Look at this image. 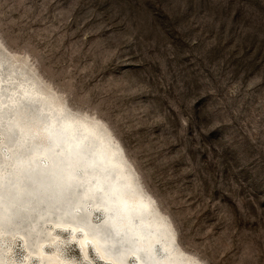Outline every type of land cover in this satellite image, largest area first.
I'll use <instances>...</instances> for the list:
<instances>
[{"label": "rangeland", "instance_id": "obj_1", "mask_svg": "<svg viewBox=\"0 0 264 264\" xmlns=\"http://www.w3.org/2000/svg\"><path fill=\"white\" fill-rule=\"evenodd\" d=\"M0 40L72 108L109 124L184 249L204 264H264V0H0ZM73 198L35 218L43 239L56 212L81 209ZM81 201L110 232L98 204ZM7 232L0 255L37 264L36 245ZM59 234L63 255L87 264Z\"/></svg>", "mask_w": 264, "mask_h": 264}, {"label": "bare ground", "instance_id": "obj_2", "mask_svg": "<svg viewBox=\"0 0 264 264\" xmlns=\"http://www.w3.org/2000/svg\"><path fill=\"white\" fill-rule=\"evenodd\" d=\"M0 46L3 52L0 55V143L6 148L0 149V232H19L26 250L36 245L37 264H75L76 261L62 253L60 231L69 234L87 264H93L92 249L106 264H129L131 261L134 264H204L202 259L182 247L172 219L144 187L109 124L99 116L72 108L42 80L27 60L18 61L6 52L1 40ZM20 63L26 66L21 69ZM23 99L36 104L17 108V103ZM70 125H74L73 130L66 132ZM12 133H17L15 140ZM87 133H93L97 143H91L84 158L68 172V178L76 181V171H83L77 176L85 188L79 200L73 187L76 183L69 186L57 174L64 170L62 167L69 159L73 144L87 137ZM102 144L107 147L105 155L101 154L102 162L97 165L95 150ZM113 155L118 158H112ZM24 162L28 164L20 167ZM107 163L113 165V171H106ZM17 195L21 197L8 209L7 205ZM69 196H77L69 205L73 209L83 206L81 200L98 204V211L105 217L103 226L110 232L89 220L93 211L88 206L84 207L88 208L86 223L79 221L73 211L67 213L69 219L64 213L56 212L51 236L43 239L34 223L35 218L53 214L52 206H63ZM49 203L51 206L47 209ZM29 231L33 235L28 234ZM158 247L162 251L160 254L156 251ZM0 259V264H12L1 255ZM24 259L28 261L29 255ZM89 260L92 263H88Z\"/></svg>", "mask_w": 264, "mask_h": 264}, {"label": "water", "instance_id": "obj_3", "mask_svg": "<svg viewBox=\"0 0 264 264\" xmlns=\"http://www.w3.org/2000/svg\"><path fill=\"white\" fill-rule=\"evenodd\" d=\"M34 98H37V97H34ZM33 104H36V103H34L30 99H23L21 102L17 103V108H19L21 106H24V105L27 106V107H29V106H32ZM57 116H58V114H57ZM73 127H74V125L73 126L72 125L68 126V127H66L67 129L65 131L68 132ZM13 132L19 133L20 131L19 130H14ZM81 133L84 134V132H81ZM87 134H88L87 137L86 136H83V139L82 140H80L79 142H76V144H73L72 150H71V152L68 155L69 156V159L66 160V164L62 167L64 170L62 169L63 171L60 172L59 174H57V177H59L60 179L64 180L65 184H68L69 186H71V182L74 183V181H73V178L72 177L68 178L69 177V173L68 172L71 170L72 167H76V165L79 164V161L84 158V156L87 154V147H91L92 146L91 143H94V142L97 143V138H96V136L93 133H87ZM66 136H67V134H66ZM64 138H65V136L63 137V139ZM106 147H107L106 144H102V145H100V146H98L96 148V150H95V162H96L97 165L99 164V162H102L100 160L101 159L100 157H101V154L102 153L103 154L105 153ZM112 158L116 159V158H118V155H113ZM112 158L109 159V162H110V160ZM53 159H55V157H53ZM25 164H28V163L27 162H24V163L20 164L21 165L20 167H25ZM87 167H88V169L90 168L89 165ZM105 168H106V171H111V170L113 171L114 170L113 165H110L109 163H107V165H106ZM76 187H78V186H76ZM20 197H21L20 195L15 196L9 202V204L7 205V208L9 209L13 205H15L16 202L19 200ZM83 201H85V200H82V202ZM85 212H86L85 211V208L84 207H81V209L76 214H78L79 218L80 217H84V216H86L88 218V215ZM53 213H54V211H53ZM68 217L69 216L67 215V219H69ZM89 244H90L91 247L93 246L91 243H89ZM110 249H112V248H110Z\"/></svg>", "mask_w": 264, "mask_h": 264}]
</instances>
